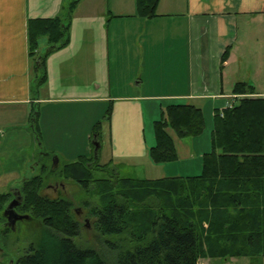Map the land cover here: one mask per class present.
I'll return each instance as SVG.
<instances>
[{
	"label": "crops",
	"instance_id": "obj_1",
	"mask_svg": "<svg viewBox=\"0 0 264 264\" xmlns=\"http://www.w3.org/2000/svg\"><path fill=\"white\" fill-rule=\"evenodd\" d=\"M72 1L0 0V128L27 124L35 104L40 136L45 139L47 131L57 137L51 140L66 136L79 141L82 151L111 104L110 150H99L101 163L122 165L139 157L150 164L140 178L197 175L201 165L194 159L209 151L207 143L200 146L199 135L178 138L169 129L177 152L172 162L182 163L178 170L150 160L155 138L148 142L145 136L147 111L152 119L157 105L161 110L164 104L191 102L203 110L207 126L206 111L213 116L230 105L236 82L251 83L252 96L264 97V0H159L153 18L137 15L135 0H98L86 9L79 0L69 43L47 56V80L33 93L27 21L64 16ZM120 71L126 79L121 83Z\"/></svg>",
	"mask_w": 264,
	"mask_h": 264
},
{
	"label": "trees",
	"instance_id": "obj_2",
	"mask_svg": "<svg viewBox=\"0 0 264 264\" xmlns=\"http://www.w3.org/2000/svg\"><path fill=\"white\" fill-rule=\"evenodd\" d=\"M78 2L69 3L64 16L27 21L28 54L35 71L33 93L47 80V56L69 43L72 11ZM158 2L135 0L137 15L156 17ZM41 38L47 42L43 54L38 53ZM228 52L227 48L221 65ZM232 92L234 101L214 111L211 149L202 155L197 175L140 178L117 176L110 168L112 177L101 179L94 174L112 164L88 155L61 168L64 179L98 196L99 202L90 205L88 213L103 235L117 237L108 241L116 250V264H196L199 257H248L251 263H260L264 257V97H253L255 87L247 81L236 82ZM111 109L109 104L103 118L95 122L91 139L101 140L102 122L110 119ZM38 114L34 104L29 123L40 141ZM204 126L203 110L195 104L166 105L153 122L150 160L162 164L177 159L169 129L178 138H187L200 135ZM50 170L51 165L43 162L40 173L23 178L15 189L21 197L15 210L41 219L49 230L15 264H109L96 249L74 241L80 223L73 218L71 202L42 195ZM12 198L13 193H0L4 230L10 229L3 225V211Z\"/></svg>",
	"mask_w": 264,
	"mask_h": 264
},
{
	"label": "rangeland",
	"instance_id": "obj_3",
	"mask_svg": "<svg viewBox=\"0 0 264 264\" xmlns=\"http://www.w3.org/2000/svg\"><path fill=\"white\" fill-rule=\"evenodd\" d=\"M71 0H66L70 2ZM98 0H82L80 4L81 8H87L90 6L99 5ZM132 28V27H130ZM129 29V28H128ZM47 49V43L44 38L40 41L39 52L43 54ZM33 71V70H32ZM118 82H124L123 73L118 72ZM152 77V76H151ZM152 80V79H151ZM150 80V81H151ZM158 101V100H157ZM107 106V104H106ZM165 104L160 110L158 105L152 111V119L150 111H147V124L145 123V136L147 141L150 142L154 136L153 120L159 119L161 111L165 108ZM106 109V107H105ZM105 109L102 111L101 117L105 114ZM207 126H204L203 132L199 135L200 139H204L200 142V146L207 143V151L211 149V130L213 127V116H209V111H206ZM204 114V113H203ZM205 117V116H204ZM107 121L102 122V137L99 145H95L93 139L88 140L86 136L85 148L82 151L83 146L79 141L67 140L66 136L57 137L48 136L49 131L45 134V139L40 136V141H37L34 135L30 123L23 126L15 127H1L0 128V193L10 192L13 193L17 187L21 185L23 178H29L35 174L40 173V165L45 162L51 165L52 170L45 175V184L41 190L42 195L48 198H62L71 202V211L73 218L80 223L74 241L81 247H92L101 254L109 264H116L115 255L116 250L109 245L108 241H115L113 236L103 235L96 226V219L90 216L88 209L90 205L99 202L98 196L91 192L83 191L80 186L72 182L69 179H63L61 176V168L70 161L78 158V156L88 155L98 157L99 150L102 154L110 150L109 135L107 130ZM89 144L93 145L92 150L86 152V147ZM203 147H201L202 149ZM91 149V148H90ZM200 149V150H201ZM57 158L56 165L54 166L53 160ZM100 163L103 162V156L100 157ZM195 165L202 164V155L199 158L194 159ZM182 163L170 162L168 167H175L173 170H178L179 165ZM149 162L146 159L136 157L132 162H123L122 165L114 163L110 165L105 171L97 172L94 177L107 179L112 177L109 173L110 168H113L115 175L121 176H137L143 177L146 172V168L149 167ZM193 170V169H192ZM195 171H189V175ZM150 173H153L151 171ZM177 173L171 176H177ZM164 176V174L162 175ZM181 176V175H179ZM161 177V176H160ZM57 181H62L63 186H56ZM89 203L87 205L86 203ZM79 213L76 214L75 209ZM49 230L44 227L41 219L30 217L28 219H22L17 221V225L14 229L4 230L0 228V264H15L16 260L25 253L29 245L37 242L41 236ZM196 264H255L250 262L248 257H233V258H209L199 257Z\"/></svg>",
	"mask_w": 264,
	"mask_h": 264
},
{
	"label": "water",
	"instance_id": "obj_4",
	"mask_svg": "<svg viewBox=\"0 0 264 264\" xmlns=\"http://www.w3.org/2000/svg\"><path fill=\"white\" fill-rule=\"evenodd\" d=\"M94 143L96 146L99 145L97 142H94ZM56 161H57V158L55 157V159L53 160L54 166L56 165ZM20 200H21L20 195L15 196L12 200L9 201V203L6 205V207L3 211V215H4V217H6L8 224L11 226V229L14 228V226L18 220L29 218V215L19 214L15 210V207L19 204Z\"/></svg>",
	"mask_w": 264,
	"mask_h": 264
},
{
	"label": "flooded vegetation",
	"instance_id": "obj_5",
	"mask_svg": "<svg viewBox=\"0 0 264 264\" xmlns=\"http://www.w3.org/2000/svg\"><path fill=\"white\" fill-rule=\"evenodd\" d=\"M63 179H64V178H62L61 180H63ZM59 185H60V186H63L62 181H57V182H56V186H59ZM15 196H19V192H18L17 190L13 191V198H14ZM13 198H12V199H13ZM12 199H11V200H12ZM20 201H21V200H20ZM20 201H19V203H20ZM75 212H76V214L79 213V211H77V208L75 209ZM3 225H4L5 227H8V228L11 229V226L8 224L6 217H5V221H4ZM16 225H17V222H16L14 228L16 227ZM14 228H13V229H14Z\"/></svg>",
	"mask_w": 264,
	"mask_h": 264
}]
</instances>
